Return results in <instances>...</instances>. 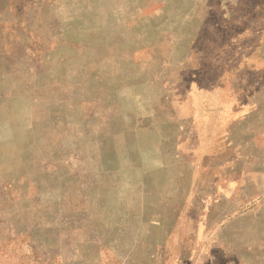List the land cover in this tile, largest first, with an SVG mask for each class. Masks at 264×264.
I'll use <instances>...</instances> for the list:
<instances>
[{
    "label": "rangeland",
    "instance_id": "obj_1",
    "mask_svg": "<svg viewBox=\"0 0 264 264\" xmlns=\"http://www.w3.org/2000/svg\"><path fill=\"white\" fill-rule=\"evenodd\" d=\"M0 264H264V0H0Z\"/></svg>",
    "mask_w": 264,
    "mask_h": 264
},
{
    "label": "crops",
    "instance_id": "obj_2",
    "mask_svg": "<svg viewBox=\"0 0 264 264\" xmlns=\"http://www.w3.org/2000/svg\"><path fill=\"white\" fill-rule=\"evenodd\" d=\"M249 117H247V115H242V116H239V118L237 119H234L231 123H239V122H242V121H246Z\"/></svg>",
    "mask_w": 264,
    "mask_h": 264
}]
</instances>
